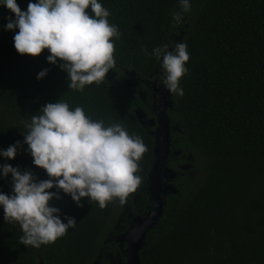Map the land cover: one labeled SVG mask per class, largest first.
Returning <instances> with one entry per match:
<instances>
[{
  "label": "trees",
  "instance_id": "1",
  "mask_svg": "<svg viewBox=\"0 0 264 264\" xmlns=\"http://www.w3.org/2000/svg\"><path fill=\"white\" fill-rule=\"evenodd\" d=\"M100 2L120 32L115 65L103 82L86 85L82 92L68 89L66 72L59 61L45 59L46 49L37 56L15 50L17 30L2 27L14 14L0 6V149L23 142L31 115L61 99L70 108L81 106L92 119L120 123L142 139L140 182L123 204L114 198L103 208L87 197L77 206L69 194L50 189L60 197L50 205L60 209L62 220L68 215L76 224L39 247L20 244V226L5 222L0 209V264L126 261V245L121 247L116 238L148 211L155 140L152 128L142 126L135 115L147 107L120 82L125 72L148 78L159 61L142 49L151 53L176 40H183L189 53L188 71L179 80L184 94L172 93L167 113L172 129L167 165L176 172L177 193L165 198L163 216L140 252L141 264H264V0H190L191 10L180 24L171 23L170 16L179 11L177 0ZM17 3L25 10L28 0ZM42 69L46 75L37 79ZM26 148L21 143L15 157H0V164L47 179ZM0 191L11 192V174L0 177Z\"/></svg>",
  "mask_w": 264,
  "mask_h": 264
},
{
  "label": "clouds",
  "instance_id": "2",
  "mask_svg": "<svg viewBox=\"0 0 264 264\" xmlns=\"http://www.w3.org/2000/svg\"><path fill=\"white\" fill-rule=\"evenodd\" d=\"M179 11L170 13L171 23L180 24L183 14L191 10L190 0H177ZM14 18H6L4 30L14 31L13 47L19 54L37 56L47 50L45 59L57 64L67 74L68 89L82 92L86 85L100 84L114 68V42L120 38L118 26L110 23V12L100 0H28L21 10L17 0H0ZM86 9L91 10L89 14ZM153 47L159 61L161 85L177 96H183L179 80L186 74L189 60L187 44L171 41ZM47 69L36 74L46 75ZM24 123L23 142L15 141L0 149V157L12 159L21 143L32 164L45 170L48 178L37 180L31 171H21L11 164H0V177L11 174V192L0 191L3 220L17 223L22 235L19 243L39 247L54 242L73 228L76 221L50 205L57 189L69 194L80 206L81 198L95 201L100 208L118 199L125 202L140 182L138 160L145 151L142 139L130 134L120 123L105 124L92 119L77 105L67 101L45 103ZM66 221V222H65Z\"/></svg>",
  "mask_w": 264,
  "mask_h": 264
},
{
  "label": "water",
  "instance_id": "3",
  "mask_svg": "<svg viewBox=\"0 0 264 264\" xmlns=\"http://www.w3.org/2000/svg\"><path fill=\"white\" fill-rule=\"evenodd\" d=\"M170 107L168 103L164 107ZM135 115L142 126L154 127L151 132L155 140L154 162L151 165L147 178V192L149 195V208L144 216H136L131 221L127 231L116 238L122 246L125 262L118 260L117 264H141L140 252L146 246L148 233L157 225L163 216L166 206L165 198L177 193L174 184L176 172L169 168L167 160L170 155L171 126L165 111L160 109L157 118L147 119L142 110H136ZM175 155H178L176 152ZM186 169V167H184ZM114 264V263H112Z\"/></svg>",
  "mask_w": 264,
  "mask_h": 264
},
{
  "label": "flooded vegetation",
  "instance_id": "4",
  "mask_svg": "<svg viewBox=\"0 0 264 264\" xmlns=\"http://www.w3.org/2000/svg\"><path fill=\"white\" fill-rule=\"evenodd\" d=\"M148 78L140 79V77L136 74L125 72V77L121 80L120 83H122L130 93L138 94V97L140 98L143 106L147 107V111H143L144 113H146L145 115L147 119H154L157 118L158 114H160V109H162V111H165L166 114L168 113V111L172 110V93H169V91L165 89L160 83V67L157 66L154 72L151 73ZM168 103L171 104V107L166 106L165 108L164 106ZM151 128V131H154L156 129V126ZM174 129L173 131L176 130Z\"/></svg>",
  "mask_w": 264,
  "mask_h": 264
},
{
  "label": "rangeland",
  "instance_id": "5",
  "mask_svg": "<svg viewBox=\"0 0 264 264\" xmlns=\"http://www.w3.org/2000/svg\"><path fill=\"white\" fill-rule=\"evenodd\" d=\"M171 107V106H170ZM118 243V242H117ZM121 247L122 245L120 243H118ZM114 263V264H117L118 263V260L116 258L112 259L111 260V264Z\"/></svg>",
  "mask_w": 264,
  "mask_h": 264
}]
</instances>
